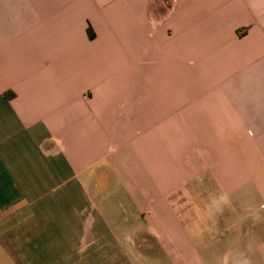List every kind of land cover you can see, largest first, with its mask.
Segmentation results:
<instances>
[{"label":"crops","instance_id":"0c3cea01","mask_svg":"<svg viewBox=\"0 0 264 264\" xmlns=\"http://www.w3.org/2000/svg\"><path fill=\"white\" fill-rule=\"evenodd\" d=\"M0 264H264V0H0Z\"/></svg>","mask_w":264,"mask_h":264},{"label":"trees","instance_id":"16d2710c","mask_svg":"<svg viewBox=\"0 0 264 264\" xmlns=\"http://www.w3.org/2000/svg\"><path fill=\"white\" fill-rule=\"evenodd\" d=\"M89 34H90V30H89Z\"/></svg>","mask_w":264,"mask_h":264}]
</instances>
